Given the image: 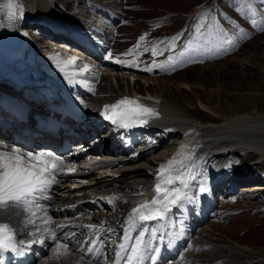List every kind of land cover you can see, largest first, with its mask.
Returning a JSON list of instances; mask_svg holds the SVG:
<instances>
[{
    "label": "rangeland",
    "instance_id": "obj_1",
    "mask_svg": "<svg viewBox=\"0 0 264 264\" xmlns=\"http://www.w3.org/2000/svg\"><path fill=\"white\" fill-rule=\"evenodd\" d=\"M57 1L69 5L71 11L77 13L89 10L90 2L95 1L106 3L108 7L113 5L112 10L121 8L118 14L123 25L115 35L113 48L116 52H129L140 30L148 27L151 35L143 40V45L147 43L149 46L140 58L146 59V65L152 64L151 60H164L169 56L175 61V69L171 73L157 72L152 78L144 73H110L118 77L115 81L107 74L104 77L106 91L126 90L132 93L136 90L143 96H154L184 119L203 124L221 123L236 115L264 117V0ZM44 2L39 1L40 4ZM168 11H171V16H168ZM194 12H199V15L189 16ZM27 21L34 25L30 19ZM190 25L193 30L188 32ZM32 26L28 29L30 35L38 46L43 45L44 32ZM153 48L156 55H153ZM202 54L209 60L199 61L198 56ZM154 135L157 138L163 136L161 131ZM178 137L175 133L171 139L157 141L159 146H155L153 158L173 151ZM172 139L175 141L171 142ZM239 148L242 147L235 146L230 152V155L237 156V165L229 178L246 174L253 178L261 177L264 159L260 160L257 154ZM144 160L137 163L142 164ZM222 160L214 158L212 163L218 164ZM198 169L201 170L202 166ZM240 192L235 194L234 198L239 197L236 200L229 197L230 203L221 206L219 219L210 221L209 229L198 236L201 248L207 245L213 248L204 247L191 259L189 254L188 262L205 264L209 260L223 258L228 260L220 259L216 263L264 264V193L258 194L261 198L255 200L239 196Z\"/></svg>",
    "mask_w": 264,
    "mask_h": 264
},
{
    "label": "bare ground",
    "instance_id": "obj_2",
    "mask_svg": "<svg viewBox=\"0 0 264 264\" xmlns=\"http://www.w3.org/2000/svg\"><path fill=\"white\" fill-rule=\"evenodd\" d=\"M39 1L40 0H0V50L7 49L9 47V42H7V40L13 39V37H15L18 43H27L29 41L26 36L25 29L26 26H32L27 21L31 19V13L33 12L34 15V12H43L42 8L50 9L47 0H45L46 2H44V4H40ZM9 3L15 4V8L12 9L15 13L14 18L9 17ZM21 6L23 7L22 15L20 14ZM110 7L112 6L110 5L108 8ZM11 23H14L17 27V29L13 32L10 31ZM32 48L36 51V45L34 47L32 44ZM74 58V56H71L69 59H65L67 61H65L63 57L58 56L49 59H57L58 66L63 67L65 62H70L74 60ZM123 64L128 66L130 62L128 60H123ZM86 65L87 67H91L90 63H86ZM64 67L69 68L70 66ZM52 71L54 70H51V73ZM101 89L102 87L98 86V90L100 91ZM112 95H115L116 97L119 96L120 99L128 98L129 100H134L141 105L153 109L157 115L155 117L148 118L146 122L147 125L152 127L158 126L167 131H174L171 137L175 133H178L179 137L175 138L178 139L177 146L174 147L173 151L163 154L162 156L155 155L154 161L150 160L147 163L143 162L142 164H138V161H134L130 162L132 163L130 165H125V163H123L120 167H116V169L113 170V174H115L114 176L102 178V180H100L98 185L95 187L79 185L75 181L71 185L72 179L69 178V184H65L60 188L53 189L52 191L53 196L57 197L56 199L58 200V203L67 204L86 201L88 194L94 193L92 189L97 188V186L107 197L105 200L107 202L110 200H116L117 203H119L118 197H120V193L125 195L124 197L129 200H135L141 195L150 192V180H153L154 177H152V174L148 172V168L153 166L158 170L161 165L167 166L168 162L172 160V158H175V161L171 165L172 170L179 174L180 170L184 169L183 175L187 179V189L189 191L188 196L182 205V207L186 209L187 206L195 199L192 188L195 181L201 177L198 168H201V166L204 165L205 160L208 158L207 156H212L211 153L214 150H231L235 146H241L242 148L239 149H243V151L245 150L246 152H253L258 155V159H264V117L252 118L247 115H236L221 123L203 124L193 120L184 119L162 102H159L157 99H153V97L137 99L126 95L123 91L117 94H112V92L108 94L106 93L107 97H111ZM171 137L169 139H171ZM154 145L156 146L158 144L155 143ZM114 155L116 156L115 153ZM222 173L223 170H220L219 172L216 170L208 179L209 184L210 181L215 182V192L219 191V185H228L227 188H235L240 186L242 182H250L251 180L248 179V181H241L239 178L223 180V176H221ZM164 177L166 179L168 178L167 168ZM206 181L207 180L204 182ZM178 183L179 182L177 181L175 185L168 186L167 189L177 187ZM252 185L255 186L244 187H248V192H256L257 194L262 193V190H264L263 183H261V185H257L256 183ZM12 217L15 218L16 214ZM119 217V220H130L129 209L123 210ZM116 219H118L116 215L113 218L107 217L102 221L99 218H92V220L98 222L97 224H101L103 222L104 225H107L110 228L116 227V224H118ZM132 228L133 225H130V227H125L124 229L125 232L130 233ZM135 231H137V228ZM99 232H101L100 228L94 231H87V233L96 234ZM199 247L200 246L196 243H189L188 245V249H191V251H197ZM75 255L77 254L74 250L59 249L56 255L52 256L49 260L41 262L40 264H82L78 262ZM174 264L178 263L175 262Z\"/></svg>",
    "mask_w": 264,
    "mask_h": 264
},
{
    "label": "snow or ice",
    "instance_id": "obj_3",
    "mask_svg": "<svg viewBox=\"0 0 264 264\" xmlns=\"http://www.w3.org/2000/svg\"><path fill=\"white\" fill-rule=\"evenodd\" d=\"M15 8L14 3H9V17L14 18L15 13L12 9ZM20 14H23V7H20ZM141 40L143 37L140 38ZM156 50L153 48V55H156ZM172 60V57H168ZM119 62V61H118ZM154 66H162L155 65ZM151 71V68L147 69ZM110 112V114H109ZM103 115L106 119L111 120L113 124H119L123 127L130 126V122L139 120L141 123H146L148 118L155 117L157 113L149 107L141 105L134 100L123 98L112 105H105ZM183 147V146H182ZM52 162H49V161ZM63 163L60 157H54L52 153H23L22 150L11 147L10 151H0V207H6L10 203L23 205L25 211H30L31 208L39 209V201L46 199L44 193L51 187L52 184L57 183L55 173L63 171L59 164ZM175 161L172 158L168 165H161L156 175L163 179L166 168L168 178L165 181L169 185H175L178 181L181 187H172L165 189L161 183L155 185V193L163 196V202L160 200V195L154 197L149 203L145 202L132 209V212L140 213V220L148 221L157 218H162L169 210L170 205L176 204L185 195L183 189L187 187V179L183 175L184 169L180 173H175L171 165ZM72 171V169H68ZM51 176V179H49ZM204 191L202 187L200 189ZM147 209V211H142ZM35 215V213H33ZM88 227H93L89 225ZM14 239L13 230L7 224H0V248L7 249L12 246ZM64 247L59 242L57 249ZM131 255L127 257L129 261L135 259L139 253V246L131 248Z\"/></svg>",
    "mask_w": 264,
    "mask_h": 264
}]
</instances>
